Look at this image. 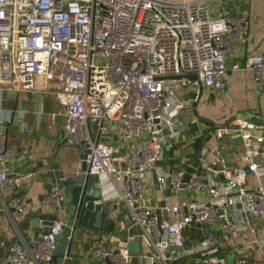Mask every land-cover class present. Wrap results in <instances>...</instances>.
Wrapping results in <instances>:
<instances>
[{"label": "built area", "instance_id": "1", "mask_svg": "<svg viewBox=\"0 0 264 264\" xmlns=\"http://www.w3.org/2000/svg\"><path fill=\"white\" fill-rule=\"evenodd\" d=\"M247 37L246 17L213 16L205 0H0V89L53 93L64 108V137L98 176L95 203L111 228L89 235L79 256L96 264H226L233 254L232 264H264V228L252 237L249 222L236 218L264 226V126L245 116L215 123L199 166L163 163L183 137L195 140L178 128L202 96L188 74L220 90L229 70L243 67L264 87L263 54L233 61ZM233 137L239 163L227 165L220 146ZM6 148L0 129V197L23 180ZM191 191L199 194L174 199ZM66 199L61 185L48 191L44 202L59 214L35 241L0 237L3 264L74 263L67 253L52 261L58 237L76 220L66 216ZM6 207L23 212L25 199L13 195ZM192 227L201 237L188 248ZM135 239L138 252L128 246ZM242 240L257 249L248 252Z\"/></svg>", "mask_w": 264, "mask_h": 264}, {"label": "crops", "instance_id": "2", "mask_svg": "<svg viewBox=\"0 0 264 264\" xmlns=\"http://www.w3.org/2000/svg\"><path fill=\"white\" fill-rule=\"evenodd\" d=\"M213 16L233 14L244 16L248 20V37L246 42L238 43L234 47V62H243L247 54L264 55V0H205ZM203 105V106H201ZM262 109L264 112V87L257 83L252 69H230L228 81L223 89H215L204 86L203 94L198 103L200 116L208 122H202L194 112V108L184 111L180 115L182 124L179 131L183 135L186 129L201 141V146L206 143H214L212 134L215 123L230 121L235 118L253 114ZM39 111V112H38ZM64 108L53 93L43 90H3L0 89V129L7 134L6 154L9 163L14 170L23 175L21 186L17 191L3 189L0 197V237L15 240L17 234L22 233L30 242L35 241L40 233L49 225H42L41 216L45 221H52V215L59 214L50 204H45L44 198L55 184L64 187L66 192L65 210L66 216L72 223L76 219V207L80 200V189L73 193L71 205L68 190L63 182L58 181V175L64 172L66 176L80 177L81 154L83 149L70 144L56 142L54 137L64 135L65 115ZM191 120V121H190ZM195 121V122H194ZM183 141L177 143L168 152V159L163 163L169 170L185 166V160H194L200 165V150L195 148L193 142L183 137ZM233 137L227 141V150L231 156V164H238L236 152L239 145ZM230 164V165H231ZM219 180L224 176L215 175ZM94 179H98L95 175ZM106 193L110 192L105 188ZM101 194V192H99ZM199 193L184 192L174 199H188ZM13 195L25 199L23 212H14L6 207ZM73 208L71 213L70 209ZM71 215V216H70ZM75 217V218H74ZM241 224L249 222L252 237L261 236L264 228L260 221L254 217L243 218L236 216ZM54 219V220H55ZM76 221V220H75ZM88 230H85L89 228ZM111 228V226H110ZM105 231L103 228H95L81 225L77 228L72 251L83 250V242L95 231ZM186 244L188 248L195 247L197 238L201 232L192 227L186 232ZM198 237V238H199ZM193 238V239H192ZM241 245L249 252L257 249V245L242 240ZM0 264L6 249L1 248ZM61 257V255H60ZM260 258V257H258ZM74 264H96L97 262L84 256L74 258ZM41 264H48L42 262Z\"/></svg>", "mask_w": 264, "mask_h": 264}, {"label": "water", "instance_id": "3", "mask_svg": "<svg viewBox=\"0 0 264 264\" xmlns=\"http://www.w3.org/2000/svg\"><path fill=\"white\" fill-rule=\"evenodd\" d=\"M188 77L196 80L199 82V92L198 96H201L203 94L204 86L201 81H199V78L196 74L194 75H187ZM195 92L193 95H196ZM203 106V105H201ZM194 112L196 115H198V118L201 119L203 122H208V120L202 118L200 116L199 110H198V103L194 102L193 104ZM246 117L250 118L252 121L261 124L264 126V112L262 109L258 110L257 112L253 114L246 115ZM200 120V121H201ZM264 135V133H263ZM56 142H61L65 144H70L64 135L60 137H54ZM264 143V141H263ZM196 149L201 147V141L199 138H196L193 142ZM71 145V144H70ZM220 148H223V156L227 159V165L231 164L230 156L228 151L226 150V145L223 143L221 144ZM86 157V153L82 152L81 158ZM81 174L79 178H75L72 176H66L64 172H61L58 175V181L63 182L65 188L68 190L69 193V199L71 205L73 204V193L75 189H80V200L76 207V221L73 227L70 225H67L65 227L64 232L58 237L57 245L54 249V255L52 261L54 263L57 262L58 257L64 253L69 254L73 258L79 257V254L77 252L72 251L73 246V239L69 238V235L75 234L77 228L81 225H88L95 228H103V229H110L111 222L104 219V214L102 211V205L101 203H95V200L99 198V193L88 191L89 188V182H90V176L91 174L88 173V165L86 160L81 161ZM159 164H162V162H159ZM248 172H250V168L247 166ZM190 177V174H186L185 179L188 180ZM11 210H15L14 208H11ZM71 213L73 212V208L70 209ZM158 217L161 219V211L158 212ZM71 216V215H70ZM55 216L52 215V221L47 222L42 218L41 216V224L42 225H53ZM128 246L134 251L138 252L140 249V243L138 239H135L133 241L128 242ZM233 254L229 255L226 264H232L233 262ZM69 264H74L73 262H69Z\"/></svg>", "mask_w": 264, "mask_h": 264}, {"label": "rangeland", "instance_id": "4", "mask_svg": "<svg viewBox=\"0 0 264 264\" xmlns=\"http://www.w3.org/2000/svg\"><path fill=\"white\" fill-rule=\"evenodd\" d=\"M197 116H198V115H197ZM200 120H201V119H200ZM201 121H202V120H201ZM202 122H203V121H202ZM95 175H96V174H91V176H90V182H89V188H88V191H93V192L99 193V189H98V187H96L95 184H94V182H95V179H94ZM88 229H90V227L87 228V229H85V230H88Z\"/></svg>", "mask_w": 264, "mask_h": 264}, {"label": "trees", "instance_id": "5", "mask_svg": "<svg viewBox=\"0 0 264 264\" xmlns=\"http://www.w3.org/2000/svg\"><path fill=\"white\" fill-rule=\"evenodd\" d=\"M1 248H2V247L0 246V250H1ZM1 255H2V253H1V251H0V257H1Z\"/></svg>", "mask_w": 264, "mask_h": 264}]
</instances>
